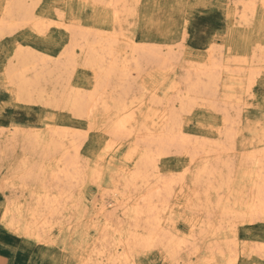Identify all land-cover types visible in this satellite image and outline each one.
<instances>
[{"label":"bare ground","instance_id":"obj_1","mask_svg":"<svg viewBox=\"0 0 264 264\" xmlns=\"http://www.w3.org/2000/svg\"><path fill=\"white\" fill-rule=\"evenodd\" d=\"M31 1L32 3L29 5L27 4V0L6 1V4L9 3L5 6L3 17H1L0 20V39L4 35L12 34L22 25L20 23H24V25L30 24L33 28H36L35 30H46V27L49 25L45 23L46 21L43 22L37 19V15L34 12L36 11L35 9H37L35 7L38 1ZM94 1L96 2V0ZM136 1V4L139 3ZM247 1L248 0H238L237 3H235V10L238 11L241 9L240 13L237 12L238 14H235L236 17H240L239 24H242L244 21L246 22L244 19L249 16L247 12L252 14V17L254 15L253 12L255 11L256 2H258V0ZM260 2H262L261 4L264 7V0ZM102 3H104V1ZM111 5L114 6V22L119 23L121 14H119L120 12L116 9L117 6H119L118 2L115 1V3H113L111 1ZM122 8L124 7H121V9ZM58 12V15H60V11ZM122 14L124 15V13ZM60 18L63 19V16ZM246 19H249V17ZM63 22L64 23H55L60 25V27L66 28V31L68 30L71 46L69 45L70 47L67 49L64 48V50H66L65 52L63 51L62 58H58V62L55 61V63L51 65V62L39 57L34 53L35 51L32 52L28 49L24 50L25 48L22 50V47L17 49L13 57L14 59L8 66L7 73L9 80L7 82H10V85L14 88L16 99L20 102L25 101L26 104L37 103L44 105V107H55V110L57 108L64 109L70 111L72 116L81 119L84 118L85 121H94L95 117L100 114L106 117V121L108 122V124H106V133L110 137H108L109 144L112 145L116 144L119 139H123V137L129 138L133 135L134 138H136L129 152L131 158L136 156L137 162L133 170L128 168L119 171L117 185L121 184L123 186V188L121 187V196H113L114 199L100 209L99 213L104 216L106 222L104 221L105 225L99 231L100 235L97 240L93 241L89 250H87V256L83 259L82 264H136V251L142 249L143 251L144 249L148 250L153 246H161L166 257L171 260L172 264H180L182 261L179 255L183 253L181 252V248L187 243L180 240L179 236L175 233V230L171 227L172 225L171 221L168 219L169 217H166V210L164 211L163 209H166L170 196L174 195L171 193H175L174 191L172 192V190L175 189H173V186L176 187L175 183L179 180L184 181L188 178L191 181L192 196L194 197L188 200V211L194 213L196 210H199L198 203L202 201L204 208L200 209L198 212L203 213L205 219H203L202 224L200 219L191 224L192 234L198 229V236H200V240L198 241H196L198 237H195V235L192 236L193 238L191 240L194 241L193 246L197 248L195 247L194 251L191 252H199V247L202 242H209L210 240L214 241L217 239L218 243L215 242L214 245L211 244L214 247H208L207 253L212 252L211 254L214 256L217 254L221 255V257H225L227 260L226 262H228L226 264H235L238 257L233 254L237 250L238 245L236 238L237 223L256 224L264 220V150L253 151L254 153L248 154L249 156L247 155L241 160L240 166L243 169H247V167H251L252 165L251 168L253 169H250L251 171L249 170L250 172L248 174L253 173L255 175L252 185L249 183L251 187L249 186L250 189L248 191L245 190L246 186H236L233 182V180H236L233 178L232 172L235 159L231 157L229 160V157L228 159L224 157L225 154L234 150L233 142L235 135L232 134L234 133V131H232V126H235L237 120L239 123L241 116L237 102H240L243 97V95L239 96V94L243 92V94L246 95L248 91H251V88L255 85L254 83H256L257 75H259L258 72L260 70L258 71V63L253 59L256 51L252 50L250 55L251 58L241 60L244 61V63L242 62L239 66H235L236 59L235 61L228 59L226 64H224L225 62L223 63V60H221L217 54H214L215 52H212L210 56L208 55L209 60L207 62L198 65H193L194 63L190 64L191 62L187 64L186 62V66L181 67L182 74L180 79L174 82V85L171 84L173 87L169 86L170 89L173 90L172 92H175L173 93L174 95L171 97V90H169V92L168 89L162 90V88V96L159 98L156 94L159 89H155V91L151 92L153 93L152 96H150L145 103L143 97L137 98L135 96V91L137 90L133 85L136 84H129V80L122 79V77L129 75L128 72L126 74L122 73L125 67L121 64L123 62L118 59L120 54L118 55L116 52L120 37L121 39L125 37L121 31L112 32L110 36L104 38L103 36H105V33H102V35L97 33L98 31H91V29L83 30L79 26L72 25V23L67 24L64 19ZM47 23L50 24L53 23V21ZM246 24L247 23H245V25ZM114 26L115 25H113V29L115 30ZM23 27L22 29H24ZM50 27H53V25ZM106 35H109V33ZM89 36H92V39H90ZM129 38L127 36L126 39ZM131 42L134 46L132 48L130 64H134L133 70L137 73L141 70H146L150 65L158 67L159 71L161 69V71H164V69L170 70L173 66L177 65L175 62H177L178 55L181 53L175 54L173 51L175 48H169L170 46H167V51H164L161 47H153V45L148 46L147 44L136 45L134 41ZM179 47L177 51H179ZM213 48L215 47H212V49ZM263 48L262 50H264ZM77 49L80 52L79 55ZM215 49H213V51ZM124 55L126 56V54ZM78 58L95 73L94 82H96V84L90 92L72 89L73 87L70 86L71 75H74L73 73L79 61ZM260 58H257V61H259ZM233 67L235 69L232 70ZM130 68L131 67H129V69ZM135 71L133 72L135 73ZM224 72L227 74V76H225L226 80L223 79L222 73ZM55 74L59 77L57 78V82L55 81L56 78L53 77ZM115 79H117L116 82ZM133 81L134 79H132V82ZM49 85L52 87L51 90H47V86ZM162 85L164 84H161V86ZM237 86L240 88L239 92L237 91L238 88L233 90L235 89L234 87ZM232 91L236 94L234 100L231 99ZM149 95L150 94L147 93V96ZM233 101L236 102V105L235 103L233 104ZM201 104H205L212 109L217 108L218 111L221 110L220 113L223 115L225 125L230 127L229 129L225 127L224 131L219 133L222 138L221 141L210 143L200 138H193L190 134L184 132L185 130H183L182 127L184 115L191 114L193 109ZM136 107L137 109L135 111L134 109ZM138 113L141 115V120L143 119L141 123L137 120ZM151 117L156 118V122L152 123V125L147 124V120ZM93 128L94 126L90 124L89 130ZM69 130L70 129L63 127H53L47 130L46 136L40 137V134L37 132L34 134L30 133L32 135H26L23 141L30 158L27 161L25 160V162L21 160L22 167L16 171L17 175L14 177V179L19 181L33 184H40V182L42 183L43 181L42 188L48 195L45 197L43 195V198L41 197L42 194L41 196L39 195L36 204L28 209L27 212L31 214V220L35 222H32V224L34 223L33 225H35V227L36 220L40 216L46 220L45 223L47 226L45 225L44 228L46 232H50L49 229H51L53 223L51 220L54 216L65 209L67 205L73 204L74 207V200L71 196L72 191L68 185L74 181L82 183L85 178V174L81 168L82 166L80 167V150L81 144H83V136L79 134L80 132ZM17 134L18 133H15V137ZM173 154L189 157L190 163L188 169L180 176L161 173L160 164L163 158ZM224 169L228 171L225 172L223 171ZM238 169H236V171H238ZM47 172L52 173L49 179L51 178L56 185L55 187L58 188V191H56L58 192L57 196H53L48 184V189L46 188L44 179ZM94 173H96V177L101 176L97 171ZM246 174V171L243 172L242 177H250ZM93 180L94 179H92V181ZM181 183L176 184L178 185ZM138 185H140V191H137L139 188ZM20 187H22V185L19 186V189ZM116 190L118 192V189ZM222 190H225L226 194L224 196H219ZM114 193L112 195H114ZM212 193H216L217 196L216 199H214V203L211 198ZM220 199H223V202H221ZM109 205H115L116 207L109 211L107 209ZM161 208L165 214L162 219L160 218ZM121 209L126 218L124 217L125 219L123 218V221L114 225L113 221L115 215ZM16 213H18V217L20 216V220H22V209L17 208ZM16 224L15 218L11 217L10 226L17 229L19 225L17 226ZM27 225L29 224L27 223ZM27 225H24V227L29 236H34L38 240L46 239L45 236L42 235L44 231L42 230V226L44 225L43 222L41 226L42 229L35 231L37 232L36 234H33ZM224 225H226V229ZM114 227H116V229ZM206 246L209 245L206 244ZM204 258L205 260L207 259L206 257Z\"/></svg>","mask_w":264,"mask_h":264},{"label":"rangeland","instance_id":"obj_2","mask_svg":"<svg viewBox=\"0 0 264 264\" xmlns=\"http://www.w3.org/2000/svg\"><path fill=\"white\" fill-rule=\"evenodd\" d=\"M6 1L10 0H0V20L1 17H3L5 6L9 3L6 4ZM37 1L38 3L35 7L37 9H35L36 11L34 12L37 15V19L43 22L46 21L45 23L49 25L46 27V30H35L36 28H33L32 25H24V23L19 22L22 25L15 30L16 32L14 31L10 35H4L0 39V264H82L83 259L87 256V250H89L93 241L97 240L100 235L99 231L104 227V223L106 222L104 216L99 213L100 209L113 200V196L119 197L121 194L123 186L121 184L117 185L119 171L128 168L133 170L137 162L136 156L131 158L129 152L131 145H133L135 141L134 139H136L133 135L129 138L123 137V139H119L116 144H109L110 137L106 133V124H108L106 117L98 114L94 121L86 120V122L84 118L74 117L70 111L64 109L57 108L55 110V107H44L42 104H26L25 101L20 102L16 99L14 88L10 85V82H7L9 81L7 76L8 66L14 59V54L17 52L18 48L22 47V50L25 48L24 50L28 49L32 52L35 51V54L51 62V65L55 63V61L58 62V58H62V53L71 46L68 30L66 31V28L60 27V25L57 24L58 22L64 23L63 19L67 24L72 23V25L79 26L83 30L91 29V31H98L97 33L100 34L105 33V36H103L104 38L110 36L112 32L115 31H121L125 35L122 39L120 37L116 52L118 55L120 54L118 59L123 62L121 64L126 68L121 66L123 68L122 73L126 74L128 72L131 78L126 75V77H122V79L129 80V84L134 83L137 85H133L137 90L135 91V96L137 98L143 97L145 103L147 99L152 96L153 93L151 92L155 91V89H159V91H157L158 93H156L159 98L162 96V88V90H171L172 97L175 92H172L173 90L170 89V87L175 84L174 82L180 79L182 74L181 67L186 66V62L187 64L190 62V64L194 63L193 65L207 62L209 60L208 55L210 56L212 52H215L214 54H217L218 57L223 60L222 62H225L224 64H226L228 59L233 61L236 59L235 66H239L242 62L244 63V61L241 60L250 59L252 50H255L256 52L254 53L253 59L258 63V71L260 70L258 72L259 75H257L256 83H254L255 85H253L254 87L251 88V91H248L246 95L243 94V92L239 94V96L243 95V97L240 102H237L241 116L239 123L237 120L235 126H232V131H234L232 134L235 135L233 142L234 150L224 155L225 159H228V157L229 160L231 157L235 159L234 169H232L233 178L236 179L233 180L234 184L240 187L242 185L246 186V191L250 189L255 175L253 173H248L253 168H251V165V167L243 169L240 166L241 160L248 154L254 153L253 151L264 150V50H262L264 47V7L261 4L262 2H260L261 0L256 2L257 4L253 12V17L252 14L247 12L249 16L246 18L249 17V19L245 18L244 20H246V22L244 21L242 23L243 25L239 24L240 17H236L238 14L237 12L240 13L241 10H235V3H237L238 0H115L119 5L116 9L120 12L119 14H121L119 23L114 22V6L111 5V1L115 3L114 0H96V2L94 0H36V2ZM103 1L104 3H102ZM135 1L139 3L136 4ZM249 1L250 0L247 2ZM33 2H35V0ZM31 3V0H27L28 5ZM121 7L124 8L121 9ZM58 11H60V15H58ZM122 13H124V15ZM61 16H63V19L60 18ZM50 21H53V23H50ZM245 23L247 24L245 25ZM52 25L53 27H50ZM113 25H115V30L113 29ZM22 27L24 29H22ZM36 31H38L40 35ZM108 33L109 35H106ZM127 36L130 38L126 39ZM89 37L92 39V36ZM131 41H134L136 45L147 44L148 46L153 45V47H161L164 51H167L170 46L169 48H175L173 50L175 54L181 53L180 55L183 56L178 55L177 62H175L177 65L173 66L174 69L172 67L170 69L171 71L169 69L161 71V68L159 71L158 67L150 65L146 70H141L137 73L133 70L134 64H130L132 48L134 46ZM178 47L179 51H177ZM212 47H215L216 49H213L216 51H213ZM64 48L66 49L64 50ZM77 53L79 55V50ZM124 54H126V56ZM257 58H260V60L258 59L259 61H257ZM81 61L82 60L79 59L73 73L74 75H71L70 86L73 87L72 89L90 92L96 84V82H94L95 73H93L94 71L89 66L87 67V65L83 64ZM129 67L131 68L129 69ZM233 69L235 68L233 67L232 70ZM133 71H135V73ZM222 75L223 79L226 80V72L222 73ZM56 76L57 74L53 75L57 82V78L59 77ZM132 79H134L135 82H132ZM116 80L117 79H115V82ZM161 84L164 85L161 86ZM234 88L233 90L238 88L237 91L239 92L240 88L238 86ZM51 89V85L47 86V90ZM147 93L150 95L147 96ZM231 96V99L234 100L236 96L234 91L231 92ZM234 103L236 105L235 101H233V104ZM136 109L137 107L134 110L136 111ZM216 110L217 108L212 109L205 104L195 107L191 114L184 115L183 117L182 127L183 130H185L184 132L190 134L193 138H200L210 143L221 141L222 138L219 133L224 131L225 127H228V129L230 127L225 125L223 115L220 113L221 110ZM137 116L138 122L141 123L143 119L141 120L140 113H138ZM155 120L156 118L151 117L147 120V124L152 125V123L156 122ZM90 124L94 126L92 130H89ZM53 127L68 128L70 129L69 131L73 130L78 133L80 132V135L82 134L83 144H81L80 150V167L82 166L81 168L83 169L85 178L82 183L74 181L68 185L72 191L71 196L74 200V207L73 204H71L72 206L67 205L65 209L54 216L51 220V222H53L52 227L49 229L50 232L48 231V233L44 230L45 225L47 226L45 223L46 220L40 216L36 220L35 227V225H33L35 223L34 220H31V214L27 212L28 209L36 204L39 195L41 196L42 194V198L43 195L44 197L48 195L42 188L43 181L42 183L40 182V184H33L19 181L14 179V177L17 175L16 171L22 167L21 160L25 162V160L27 161L30 158L23 141L25 136L32 135L36 132L40 134V137L46 136L47 130ZM13 132L18 133L16 137ZM174 155L175 154L163 158L160 164L162 174H175L176 176H180L188 169L190 163L189 157L180 154ZM236 169H238V171H236ZM94 170L100 173L101 176H99L101 178L96 177V173H94L96 171ZM223 171L227 172L228 170L226 171V169H224ZM245 171L247 172L246 175L250 177H242ZM50 174L52 173L47 172L45 174L46 177L44 182L46 188L48 189L49 186L51 189L53 196H57L58 192L56 191H58V188L55 187L56 185L51 178L49 179ZM92 179H94L96 183L94 180L92 181ZM176 183H181L182 185H177ZM176 183V187L173 186V189H175L172 190V192L174 191L175 193H171L174 195L170 196L168 201V205H170H167L166 209L163 210H166V217H169L168 219L171 221V227L175 230L180 240L187 244L191 242L189 245L185 244L186 246L183 245L181 248V252L183 253L180 252L181 254L179 256L183 263L180 261V264L228 263L225 257H221V255L216 254L214 256L210 251V253H207L208 247H214L211 244L214 245L215 242L218 243L217 239L214 241L202 242L199 247V252H191L194 251L196 247L193 246L194 241L191 240L193 238L192 236L195 235V237H198L196 241L200 240V236H198L199 230L196 229V232L192 234L191 224L195 223L198 219H200L201 224L203 223L204 214L198 211L204 208V206L201 201V203H198L199 210H196L194 213L188 211V200L194 198L192 196L191 181L188 178L184 181L179 180ZM20 185H22V187L19 189ZM139 186L140 185H138V187ZM116 189H118L120 193H118ZM137 191H140V187ZM222 191L219 196H224L226 194L225 190ZM113 193L114 195H112ZM216 197V193L211 194L213 203ZM220 200L223 202V199ZM115 207V205H109L107 209L111 211L115 209ZM17 208L22 209V220H20V216L18 217V213H16ZM163 210L160 212L161 219L165 215ZM11 217L15 218L16 225H19V228L15 229L10 226ZM124 217L122 209L119 210L115 215L113 224L115 225L123 221ZM32 222L34 223L32 224ZM42 222L44 223L43 226ZM27 223L29 225H27ZM24 225H27L33 234H36L37 232L35 231L43 227L42 230L44 231L42 235H44L46 239L38 240L34 236H29L25 231ZM237 225L236 238L238 245L237 250L233 254L238 257L235 264H264V220L256 224L237 223ZM114 228L116 229V227ZM224 228L226 229V225H224ZM206 244L209 246H206ZM135 254L136 264H172L171 260L166 257L161 246H153L151 249H144V251L143 249L138 250ZM204 257L207 259L205 260Z\"/></svg>","mask_w":264,"mask_h":264}]
</instances>
